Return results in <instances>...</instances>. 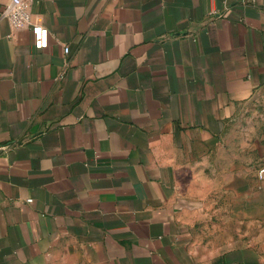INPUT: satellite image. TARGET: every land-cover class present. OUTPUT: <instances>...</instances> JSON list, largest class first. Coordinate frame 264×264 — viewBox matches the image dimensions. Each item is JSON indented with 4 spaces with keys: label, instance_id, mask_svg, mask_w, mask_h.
<instances>
[{
    "label": "crops",
    "instance_id": "0c3cea01",
    "mask_svg": "<svg viewBox=\"0 0 264 264\" xmlns=\"http://www.w3.org/2000/svg\"><path fill=\"white\" fill-rule=\"evenodd\" d=\"M8 1L0 264H264V0H30L44 48Z\"/></svg>",
    "mask_w": 264,
    "mask_h": 264
},
{
    "label": "rangeland",
    "instance_id": "374dc122",
    "mask_svg": "<svg viewBox=\"0 0 264 264\" xmlns=\"http://www.w3.org/2000/svg\"><path fill=\"white\" fill-rule=\"evenodd\" d=\"M232 134L238 166L256 172L264 163V98L237 116Z\"/></svg>",
    "mask_w": 264,
    "mask_h": 264
},
{
    "label": "built area",
    "instance_id": "2783aa9c",
    "mask_svg": "<svg viewBox=\"0 0 264 264\" xmlns=\"http://www.w3.org/2000/svg\"><path fill=\"white\" fill-rule=\"evenodd\" d=\"M1 15L7 17L13 28H22L29 26L34 35V42L37 48H44L49 43V28L33 18L30 9V0H9L2 8ZM65 51H69V47H65ZM258 175L264 178V163L258 168ZM31 201V198L27 199Z\"/></svg>",
    "mask_w": 264,
    "mask_h": 264
}]
</instances>
